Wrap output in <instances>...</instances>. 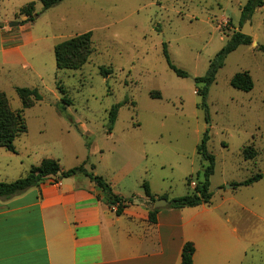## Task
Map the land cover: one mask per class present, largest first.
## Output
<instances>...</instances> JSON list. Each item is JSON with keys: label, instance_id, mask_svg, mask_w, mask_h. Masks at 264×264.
I'll use <instances>...</instances> for the list:
<instances>
[{"label": "rangeland", "instance_id": "rangeland-1", "mask_svg": "<svg viewBox=\"0 0 264 264\" xmlns=\"http://www.w3.org/2000/svg\"><path fill=\"white\" fill-rule=\"evenodd\" d=\"M246 1L63 0L43 11L38 0H0V24H29L42 40L32 62L42 79L34 84L16 79L21 87L33 86L41 100L23 109L26 132L13 143L16 153L1 158L10 168L0 180L22 178L44 158L57 160L65 170L85 162L87 170L132 203L144 196L143 182L151 193L171 200L192 191L187 178L192 182L202 176L206 162L196 148L207 133V150L215 159L213 202L224 197L228 205L247 203L264 218V182L233 187L254 174L264 175V53L257 50L264 46V7L250 18L251 45L226 57L204 106L195 94L202 84L194 82L240 32ZM30 2L37 16L26 21L18 11ZM87 32L92 33V53L86 64L57 70L54 46ZM164 46L170 63L187 77L169 69ZM101 69L110 72L102 75ZM244 71L253 81L249 92L229 85L235 73ZM11 76L15 80L16 73ZM15 88L0 85L10 107L20 110ZM115 105L116 121L108 134V113ZM249 264H264V247Z\"/></svg>", "mask_w": 264, "mask_h": 264}, {"label": "crops", "instance_id": "crops-1", "mask_svg": "<svg viewBox=\"0 0 264 264\" xmlns=\"http://www.w3.org/2000/svg\"><path fill=\"white\" fill-rule=\"evenodd\" d=\"M1 25L0 85L22 88L16 84L20 79L33 84L41 80L38 64L32 63L41 38L29 24ZM5 152L10 153L0 148V173L10 168L1 161ZM54 180L0 198V264H180L186 242L194 246L193 264H249L264 247V218L247 203L228 205L221 197L219 202L211 199L208 205L191 208L167 205L150 223L148 212L154 208L145 196L117 216L87 177L78 174L58 184ZM262 182L264 177L252 185ZM150 194L155 200L164 196Z\"/></svg>", "mask_w": 264, "mask_h": 264}, {"label": "trees", "instance_id": "trees-1", "mask_svg": "<svg viewBox=\"0 0 264 264\" xmlns=\"http://www.w3.org/2000/svg\"><path fill=\"white\" fill-rule=\"evenodd\" d=\"M42 5V10H48L63 0H38ZM264 7V0H247L240 10V25L242 26L246 20H250L251 16L256 9ZM18 14L25 17L26 21L33 20L37 14L35 13L34 3L30 2L22 6ZM20 25V24H19ZM0 27L2 25L0 24ZM92 33L87 32L81 35L71 37L53 48L54 61L57 70H78L84 64H86L89 56L92 53ZM252 39L250 36L242 35L240 32L234 33L226 43L220 48V50L209 61L207 70L202 77L194 78L195 83L202 84L195 94L200 95L202 102L201 106H204L206 96L208 94L209 87L215 82V76L217 72L224 66L226 57L235 51L239 46H250ZM257 50L264 53V46L258 45ZM163 55L167 62L169 69L178 77H187L186 72L177 69L173 66L168 58L166 47H163ZM110 70L101 69L100 73L106 75ZM229 85L241 92H249L253 88V81L248 72L235 73L230 81ZM56 89L64 95L63 88L57 83ZM15 93L21 101L22 109L13 110L10 107L9 100L5 93L0 92V148L16 153L14 147L15 139L26 132V125L22 115L23 109L32 107L36 102L41 100L40 95L36 89L30 88H15ZM152 98H159V96H153ZM61 101L65 104L67 100L65 96L61 98ZM119 105L113 106L108 113V129L110 134L113 124L116 121L117 109ZM208 135L205 133L196 148L197 155L206 162V166L203 168L202 176H195V186L190 193L184 196L173 198L168 201V207L172 209L191 208L200 205H208L211 203L212 192L210 191V177L214 173L215 159L214 156L207 150ZM253 152L249 153L252 155ZM253 157V155L251 156ZM85 162L71 169L62 171L57 160L44 158L40 161L39 165L29 168L24 177L19 178L13 182L4 183L0 182V198L9 199L13 196L19 195L26 190L37 187L40 183L47 179L54 178L55 180H61L69 178L78 174L87 177L90 181L94 182L96 187L102 193V201L112 207H115V214L121 215L126 205L132 203L131 199H125L118 195H115L112 191L111 185L101 176L95 175L92 171H88L85 167ZM93 170V166H91ZM264 175L257 173L252 175L246 180L238 183H234L233 187H247L253 183L258 182ZM191 177L186 179V184L191 185ZM144 196L149 199V202L153 204L155 199L151 196L149 186L146 182L142 184ZM161 198L166 199L165 196ZM158 209H151L148 212V221L154 223L156 221V213ZM194 253V246L190 242H186L181 249L180 264H193L192 257Z\"/></svg>", "mask_w": 264, "mask_h": 264}, {"label": "water", "instance_id": "water-1", "mask_svg": "<svg viewBox=\"0 0 264 264\" xmlns=\"http://www.w3.org/2000/svg\"><path fill=\"white\" fill-rule=\"evenodd\" d=\"M18 25H19L18 23H9L8 24L9 27H17ZM240 33L242 35H245V36L251 35L250 20H246L243 23L242 28L240 30ZM167 205H168V202L166 199L159 198V199L155 200V202L153 203V208L159 209V208H162V207L167 206Z\"/></svg>", "mask_w": 264, "mask_h": 264}, {"label": "built area", "instance_id": "built-area-1", "mask_svg": "<svg viewBox=\"0 0 264 264\" xmlns=\"http://www.w3.org/2000/svg\"><path fill=\"white\" fill-rule=\"evenodd\" d=\"M53 184H58L59 183V180H54L52 181ZM191 186L194 187L195 186V183H191Z\"/></svg>", "mask_w": 264, "mask_h": 264}]
</instances>
